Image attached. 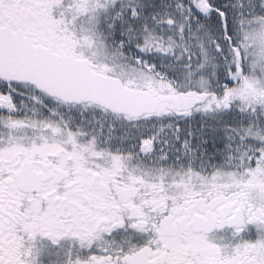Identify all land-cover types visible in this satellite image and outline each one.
Returning <instances> with one entry per match:
<instances>
[{
	"label": "snow or ice",
	"instance_id": "6c2138e0",
	"mask_svg": "<svg viewBox=\"0 0 264 264\" xmlns=\"http://www.w3.org/2000/svg\"><path fill=\"white\" fill-rule=\"evenodd\" d=\"M0 264H264V0H0Z\"/></svg>",
	"mask_w": 264,
	"mask_h": 264
}]
</instances>
